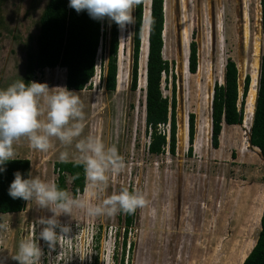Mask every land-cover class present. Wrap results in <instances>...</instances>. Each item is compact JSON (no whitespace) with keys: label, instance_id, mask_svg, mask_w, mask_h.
<instances>
[{"label":"rangeland","instance_id":"1","mask_svg":"<svg viewBox=\"0 0 264 264\" xmlns=\"http://www.w3.org/2000/svg\"><path fill=\"white\" fill-rule=\"evenodd\" d=\"M47 1L2 2L0 89L20 79L24 81L29 59L36 53L38 21ZM145 1L147 12L151 0L147 9ZM164 8L162 56L170 72L162 89L163 95L171 98L173 73L177 132L184 120L186 142L178 148L176 137L174 156L167 151L159 156L148 154L145 85H140V63L137 90L130 89L131 24L124 32L119 29L116 90L105 91L103 81L98 79L102 58L99 51L96 72L87 88L72 91L83 105L81 136L69 145L53 137L47 151L33 149L29 140L21 137L13 143L14 159L29 160L31 176L54 182L57 178L54 164L81 162L76 143L93 136L106 146H115L125 166L118 173H107L104 191L93 189L86 180L84 192L75 197L99 205L107 196L127 188L142 194L146 203L136 209L126 247H123L122 212L111 217L89 216L85 209L74 208L71 215L62 214L58 220L70 226L71 231L59 238L54 251L43 240L39 241L44 253L41 264H208L217 258L221 243H237L236 253L242 259L258 237L264 160L248 142L252 117L246 113L247 101L242 124L223 125L217 150L210 146V133L212 90L216 83H222L226 60L231 59L237 66L241 94L245 77L249 76L251 82L254 65L264 55L260 0H164ZM145 18L144 13L142 29L148 15ZM192 34L198 56V68L193 75L188 72ZM32 79L58 91L56 88L65 87V70L46 69L36 72ZM41 107L46 111L43 102ZM191 114L195 116L196 135L192 153L188 155L187 119ZM163 128L167 133V125ZM61 153L67 154L63 161ZM67 184L70 187L69 179ZM51 215L47 209H39L35 201H26L22 212L0 214V224L4 225L0 228V264H18L12 257L19 242L34 234V226L36 233L41 230L43 226L36 225L39 217Z\"/></svg>","mask_w":264,"mask_h":264},{"label":"trees","instance_id":"2","mask_svg":"<svg viewBox=\"0 0 264 264\" xmlns=\"http://www.w3.org/2000/svg\"><path fill=\"white\" fill-rule=\"evenodd\" d=\"M4 0H0V7ZM69 0H48L39 18L36 53L29 59L24 82H32L36 72L46 69L65 70V88L81 92L87 88L95 75L98 52H101L100 79L107 92L117 88L119 27L107 19L97 21L86 11L77 13L68 7ZM262 8V32L264 34V0ZM164 0L150 1V17L147 32V56L144 89V125L147 138L146 149L153 156L170 153L175 155L177 134V101L174 74L171 73L172 96L163 95V83L169 77L170 66L163 59V32L165 29ZM144 0L134 6L131 24V82L130 89L135 92L138 82V63L143 34ZM146 23V22H145ZM146 31H147V24ZM144 28V27H143ZM197 44L192 34L189 44L188 72L193 75L198 68ZM250 86V77L246 76L240 94L239 77L236 64L227 59L224 65L222 83L213 86L211 98V133L210 146L217 150L223 125L240 126L243 122L244 106ZM167 125V133L163 127ZM163 128V129H162ZM196 135L195 116L187 119L188 155ZM249 145L259 151L264 160V55L260 59L258 87L252 123L249 131ZM0 173V214H14L25 208L23 199H13L8 194L14 173L19 171L23 178H29L30 162L27 159H13L4 165ZM54 183L72 196L83 193L86 178L82 162H56ZM70 181V187L67 184ZM136 212V211H135ZM132 214L123 213L124 234L123 247H126L128 230L133 225ZM128 248L130 246L128 245ZM242 264H264V206L260 218V232L250 253Z\"/></svg>","mask_w":264,"mask_h":264},{"label":"clouds","instance_id":"3","mask_svg":"<svg viewBox=\"0 0 264 264\" xmlns=\"http://www.w3.org/2000/svg\"><path fill=\"white\" fill-rule=\"evenodd\" d=\"M140 0H69L68 7L77 13L86 11L90 18L114 22L121 32L127 25L133 24L134 6ZM51 91L46 83L29 82L22 79L13 82L6 89H0V173L5 171L7 161L14 159L13 143L26 137L30 146L38 151H47L51 138L69 145L81 136L84 112L79 96L65 87ZM41 102L46 105L42 109ZM44 115L45 118L40 117ZM81 153V162L86 180L93 189L104 191L107 187V173L119 172L124 168L123 158L115 146H106L101 140L88 136L76 143ZM61 153L60 159H66ZM13 199L35 201L39 209H47L50 217H39L36 225L43 226L36 233L28 235L18 244V250L12 257L18 264H41L44 255L39 241L43 240L50 251L61 236L65 237L70 226L58 220L62 214H72L74 208L85 209L89 216H114L118 212L132 214L137 208L145 206L142 194L122 188L102 200L99 205H90L79 197L60 189L54 182H45L38 177L23 178L17 171L8 189ZM4 225L0 224V228Z\"/></svg>","mask_w":264,"mask_h":264},{"label":"bare ground","instance_id":"4","mask_svg":"<svg viewBox=\"0 0 264 264\" xmlns=\"http://www.w3.org/2000/svg\"><path fill=\"white\" fill-rule=\"evenodd\" d=\"M148 4H149V1L148 0L145 1V8L146 9L148 7ZM148 14H149L148 11L145 12L146 18H147ZM145 22H146V20H145ZM164 26H165L164 30H166V21H165ZM145 47H146V26H144V28H143V38L141 40V45H140V56H139L140 85H143V84L145 85V79H144L145 78L144 77L145 76L144 71H145V65H146V48ZM259 65H260L259 61H257V63L254 65V68H253L254 71L252 72V75H251V82H250L249 91H248V95H247V99H246V101H247L246 102V106H247V112L246 113H248L251 117H253L255 100H256V92H257L258 78H259ZM176 137L178 140V142H177L178 148L183 147V145L186 142V124H185L184 120H182L179 123L178 132L176 134ZM263 206H264V195H263V200L261 202L260 218H261ZM259 225H260V221H259ZM225 243L220 244V247H219V250L217 253V258L214 260H211L210 262H208V264H237V263L242 264L243 263V261L245 260V258L247 257L248 254L245 255L244 257H242V259H241V256L236 253L237 243H233L232 245H224ZM253 246L254 245H252L249 252L252 250ZM223 255H225V257Z\"/></svg>","mask_w":264,"mask_h":264},{"label":"water","instance_id":"5","mask_svg":"<svg viewBox=\"0 0 264 264\" xmlns=\"http://www.w3.org/2000/svg\"><path fill=\"white\" fill-rule=\"evenodd\" d=\"M149 14H148V21H149V17H150V9L148 10ZM145 13V10H144ZM143 13V14H144ZM148 21H147V31H146V56H147V32H148ZM164 33V32H163ZM145 74H146V68H145ZM118 75V74H117ZM145 77V76H144ZM250 131V130H249Z\"/></svg>","mask_w":264,"mask_h":264},{"label":"built area","instance_id":"6","mask_svg":"<svg viewBox=\"0 0 264 264\" xmlns=\"http://www.w3.org/2000/svg\"><path fill=\"white\" fill-rule=\"evenodd\" d=\"M96 72V71H95ZM99 73H101V72H99ZM98 79L100 80V74H99V76H98Z\"/></svg>","mask_w":264,"mask_h":264},{"label":"crops","instance_id":"7","mask_svg":"<svg viewBox=\"0 0 264 264\" xmlns=\"http://www.w3.org/2000/svg\"><path fill=\"white\" fill-rule=\"evenodd\" d=\"M58 69V68H57Z\"/></svg>","mask_w":264,"mask_h":264}]
</instances>
